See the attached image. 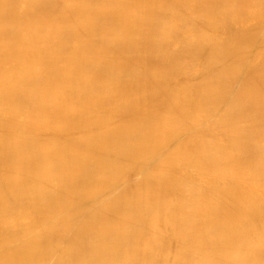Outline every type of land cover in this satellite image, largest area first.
<instances>
[{"label":"bare ground","instance_id":"bare-ground-1","mask_svg":"<svg viewBox=\"0 0 264 264\" xmlns=\"http://www.w3.org/2000/svg\"><path fill=\"white\" fill-rule=\"evenodd\" d=\"M0 264H264V0H0Z\"/></svg>","mask_w":264,"mask_h":264}]
</instances>
